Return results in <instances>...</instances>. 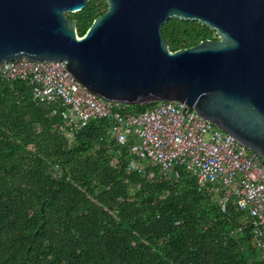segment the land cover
<instances>
[{
  "label": "trees",
  "instance_id": "trees-1",
  "mask_svg": "<svg viewBox=\"0 0 264 264\" xmlns=\"http://www.w3.org/2000/svg\"><path fill=\"white\" fill-rule=\"evenodd\" d=\"M106 10L90 0L67 17L83 36ZM161 33L171 52L217 39L173 18ZM110 127L90 121L67 138L58 104L34 102L28 82L0 78V264H264L233 202L222 210L179 167L150 168L151 180L125 174L130 144L115 146Z\"/></svg>",
  "mask_w": 264,
  "mask_h": 264
},
{
  "label": "water",
  "instance_id": "water-1",
  "mask_svg": "<svg viewBox=\"0 0 264 264\" xmlns=\"http://www.w3.org/2000/svg\"><path fill=\"white\" fill-rule=\"evenodd\" d=\"M90 0H0V65L66 61L98 97L194 109L264 161V0H105L83 36L67 17ZM197 22L216 40L171 52L161 27Z\"/></svg>",
  "mask_w": 264,
  "mask_h": 264
},
{
  "label": "built area",
  "instance_id": "built-area-1",
  "mask_svg": "<svg viewBox=\"0 0 264 264\" xmlns=\"http://www.w3.org/2000/svg\"><path fill=\"white\" fill-rule=\"evenodd\" d=\"M66 61L34 62L20 58L0 65L5 82H28L32 100L58 104L63 110L67 138L88 122L108 119L115 146L127 149L125 174L137 173L147 180L150 168L167 174L175 167L188 172L200 188L217 196L224 210L229 202L245 214L248 244L264 261V161L193 108L159 102L144 111L106 101L83 87L65 70ZM119 153L112 155L113 159ZM243 232V229H239Z\"/></svg>",
  "mask_w": 264,
  "mask_h": 264
},
{
  "label": "rangeland",
  "instance_id": "rangeland-1",
  "mask_svg": "<svg viewBox=\"0 0 264 264\" xmlns=\"http://www.w3.org/2000/svg\"><path fill=\"white\" fill-rule=\"evenodd\" d=\"M150 107H148L147 109H149Z\"/></svg>",
  "mask_w": 264,
  "mask_h": 264
}]
</instances>
